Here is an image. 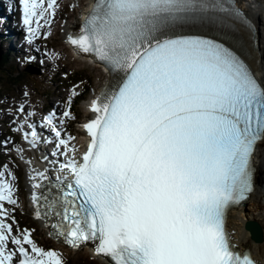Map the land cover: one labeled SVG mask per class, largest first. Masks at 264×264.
I'll return each mask as SVG.
<instances>
[{
    "label": "snow or ice",
    "instance_id": "obj_1",
    "mask_svg": "<svg viewBox=\"0 0 264 264\" xmlns=\"http://www.w3.org/2000/svg\"><path fill=\"white\" fill-rule=\"evenodd\" d=\"M19 2L31 44L58 0ZM67 43L110 80L89 101L82 153L54 113L44 117L52 156L65 157L51 162L55 182L47 169L30 176L49 234L73 248L92 242L114 264H254L226 229L228 211L255 191L253 158L264 149L256 27L237 0H95ZM63 118L74 119L68 110ZM27 127L35 149L39 133ZM3 202L17 204L0 179V264H63L31 231L13 234Z\"/></svg>",
    "mask_w": 264,
    "mask_h": 264
},
{
    "label": "rangeland",
    "instance_id": "obj_2",
    "mask_svg": "<svg viewBox=\"0 0 264 264\" xmlns=\"http://www.w3.org/2000/svg\"><path fill=\"white\" fill-rule=\"evenodd\" d=\"M251 1L254 2L259 10V22L262 25L261 27L264 28V0ZM62 3L64 7L60 10L61 17L58 20V25L60 27L57 30L56 35L51 37L45 32L40 38V46H35L36 50L34 49V46L32 47L37 56L39 55V48L43 50H40V54H45L48 50L51 52L57 51V60L55 62H52L51 58L45 56H43V59L40 58L39 60L30 61L31 54L29 53L26 54V58L29 62H17L16 59L11 57L12 54H14L13 51L10 50L5 52L7 44L0 45V55H7V62L0 67V135L1 132L2 134L12 133L9 123L13 121L14 117L18 114L21 105L24 104L26 100L27 103L31 105L32 111L30 113L32 114H37L38 110H40V112L42 110L48 111V109L55 107V104H58L59 99L62 97V104L67 108V105H69V98L72 97L73 89H75L77 93L84 92L83 98L71 102L76 111L73 120L80 121L83 119L82 110L85 108L86 98L97 88L101 73L84 63H79L76 60L71 59L70 54L62 42L61 36L63 35V26L66 25L69 20H73L74 16L79 13L82 0H64ZM51 29L53 30V27ZM64 48L66 50L65 52L62 51ZM10 69L15 71L16 74H22L18 83L11 84L8 76H6ZM74 72L79 73V76H82L83 78L82 83L78 85L79 87L68 79L69 73ZM25 93H28V95L25 96ZM54 96L57 97L54 98ZM50 103H53V107ZM9 117L12 118L10 119ZM8 138L10 140L9 142H11V137L9 136ZM1 144L2 143L0 142V145ZM261 150L264 151V149ZM10 151L11 156H6L4 154L5 150H0V169L2 167L5 169V165H7V167L11 166L12 171H10V173L12 176L14 175L16 179L15 181H17L16 185L18 187H16L14 192L15 199L17 200V204L14 205V208H16V211H14L16 212L15 217L19 219L20 223L26 226V229L28 227L27 230L33 233V236L40 247L55 251L58 256L61 257L63 264H98L96 261L90 259L87 255V251L84 249H79L75 252L52 241L49 239L47 233L44 232L35 221H33L31 215L27 211L29 194L26 189V158L23 157V159L21 157L22 153L20 151L15 152V150L13 151L12 149H10ZM261 170L264 171V165ZM262 177L264 180V176ZM13 184L15 185L14 179ZM257 202L260 206L261 202L259 200ZM260 207L264 211V203ZM80 253L84 256H80Z\"/></svg>",
    "mask_w": 264,
    "mask_h": 264
},
{
    "label": "bare ground",
    "instance_id": "obj_3",
    "mask_svg": "<svg viewBox=\"0 0 264 264\" xmlns=\"http://www.w3.org/2000/svg\"><path fill=\"white\" fill-rule=\"evenodd\" d=\"M63 1L64 0H58V4L63 5V3H62ZM85 1L86 0H82L79 13L74 16L73 20H69V22H68L69 26L68 27L71 28L73 24L78 23V21L80 19L79 16L84 10V8H82L83 7L82 5L84 4ZM237 1H238L239 5L242 6L246 10L248 17H250L255 22L256 37H257V41H258V45H259V56L261 58V63L256 70L258 71L260 78L264 79V41H263L264 40V31H263L264 28L261 27L262 25L259 22V10H258L257 6L254 4V2L251 0H237ZM2 9H3V6L0 5V13L2 12ZM0 27H2V30L0 31V45L7 44V48H6L5 52H8L10 50L13 51L12 50L13 44L11 43V39L9 36H6V27H7L6 23H5V21L2 20L1 16H0ZM50 27L51 28L53 27L54 34L56 35V32L60 27L58 25L57 18L54 17V19H52V23H51ZM7 33L13 34L14 36L18 35V33L15 31L13 26H11L8 29ZM62 51L65 52L66 51L65 48L62 49ZM30 52L35 54V51L33 50V48L30 50ZM38 54H39L38 57L43 59V55L40 54V50L38 51ZM50 55H51V53H49V56ZM11 57L13 59L15 58V56L13 54ZM76 61L81 63L78 60H76ZM253 67L255 68L256 66L253 65ZM100 79H104V76L102 74H101ZM100 82L98 85H100ZM98 87L99 86H97V88L94 90H97ZM91 97L93 98V95ZM90 100H91V98L89 99V101ZM87 103H89V102L86 101L85 105ZM55 113L57 114V111H55ZM84 116H85V119H87V117H88L87 114L82 115V117H84ZM79 134H80V132H79ZM81 142L82 141L80 139H77V138L74 141V147L76 149H78V154L82 153L84 151V144H81ZM25 144H27V143L25 142ZM27 146H28V144H27ZM8 148H9V146H8ZM28 148H29V146H28ZM31 148H32V146H31ZM30 151H31V154L27 153L26 156H22V157H25L27 162L30 161L31 158L35 157V161H36V164H34V165H30V163L29 164L27 163L28 165H27V174H26V176H27L26 177V185H27L29 197L31 200V193L33 191V189H31V184L33 183V181L30 180V176L35 175L36 172L44 171L45 166L43 164H45L46 166H52L53 163L50 162L51 156H50L49 152L45 149V142H44V139L42 137H40V142H39L37 148H35V149L32 148V150L30 149ZM42 152L47 157V159H44ZM28 157H30V159ZM254 158H255L257 168L261 169L262 166L264 165V151L261 149H258ZM42 162H43V164H42ZM6 179L9 180L8 177H6ZM263 196H264V180L262 181L260 176H258L257 184L255 186V191L251 194V198L242 206L231 209L228 213L227 220H226L227 229L231 233V241L233 243L237 244V246L240 250L247 248L249 250L251 256L256 261L260 262L261 264H264V211L260 207L264 203ZM258 200L261 202L260 206L257 202ZM247 222L248 223L254 222L258 226V228H259V239L258 240H255L252 238L251 232L247 228V225H246ZM86 251H87V255L93 261L94 258L90 255L89 250H86ZM75 252H77V250H75ZM79 255L84 256V255H81V253ZM94 261H96V263H98V264H103V263L98 262L97 260H94Z\"/></svg>",
    "mask_w": 264,
    "mask_h": 264
},
{
    "label": "trees",
    "instance_id": "obj_4",
    "mask_svg": "<svg viewBox=\"0 0 264 264\" xmlns=\"http://www.w3.org/2000/svg\"><path fill=\"white\" fill-rule=\"evenodd\" d=\"M2 59L0 61V67L5 65V63L7 62V57L6 55H1ZM8 74H6V76H8V79L10 80L11 84H14V83H18L22 77V74L19 73V74H16L15 71H13L12 69H10L8 72ZM68 78L71 80V82H82L83 81V78L82 76H79V73H69L68 75ZM75 109L73 108V111ZM75 112V111H74Z\"/></svg>",
    "mask_w": 264,
    "mask_h": 264
},
{
    "label": "water",
    "instance_id": "obj_5",
    "mask_svg": "<svg viewBox=\"0 0 264 264\" xmlns=\"http://www.w3.org/2000/svg\"><path fill=\"white\" fill-rule=\"evenodd\" d=\"M2 57L0 55V61H1ZM247 228L250 230L251 232V236L253 239L258 240L259 239V228L258 226L254 223V222H247L246 223Z\"/></svg>",
    "mask_w": 264,
    "mask_h": 264
}]
</instances>
